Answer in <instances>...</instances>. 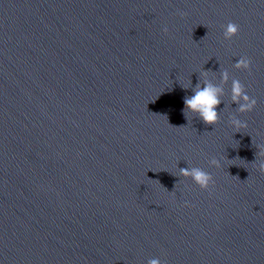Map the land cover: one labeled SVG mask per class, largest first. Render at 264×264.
Listing matches in <instances>:
<instances>
[{"label":"water","instance_id":"water-1","mask_svg":"<svg viewBox=\"0 0 264 264\" xmlns=\"http://www.w3.org/2000/svg\"><path fill=\"white\" fill-rule=\"evenodd\" d=\"M198 80L215 125L185 110ZM258 145L264 0H0V264H264Z\"/></svg>","mask_w":264,"mask_h":264},{"label":"clouds","instance_id":"clouds-1","mask_svg":"<svg viewBox=\"0 0 264 264\" xmlns=\"http://www.w3.org/2000/svg\"><path fill=\"white\" fill-rule=\"evenodd\" d=\"M178 14L180 16L187 15V13L183 11ZM222 27L224 28L223 36L226 40H231L240 30V26L232 21H229L226 25H222ZM162 30L167 33L168 27L164 26ZM234 67L251 71V58L248 56H241L234 63ZM229 79V72L227 69H224L221 72V80L227 83ZM223 91L224 89L221 86L213 84L210 81L205 80L201 84L198 80L195 86L192 87V92L194 94L184 98L185 110L195 113L206 125H215L220 119L217 107L222 102L221 95ZM231 101L237 105L236 111L239 113L251 112L257 104V100L248 95L245 84L235 78H233L231 82ZM229 124L236 129V132L248 126L247 121L239 119L236 115H231L229 117ZM257 147L259 149L257 156L264 158V145H258ZM209 164L217 168L221 167V162L216 157H212ZM254 164L258 171L264 174V159H260L258 162L254 161ZM179 173L181 176L191 177L201 190L211 193V186L215 184V180L211 173L196 166L180 168ZM185 204L187 205L188 202L185 201ZM147 264H162V261L159 258H151L148 260Z\"/></svg>","mask_w":264,"mask_h":264}]
</instances>
